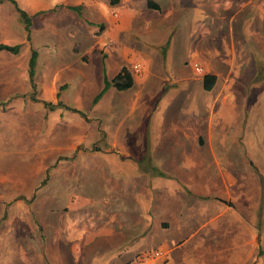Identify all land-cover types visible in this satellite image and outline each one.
<instances>
[{"label": "rangeland", "instance_id": "obj_1", "mask_svg": "<svg viewBox=\"0 0 264 264\" xmlns=\"http://www.w3.org/2000/svg\"><path fill=\"white\" fill-rule=\"evenodd\" d=\"M16 1L31 16L32 25L28 40L14 5L0 0V43L20 45L15 55L0 51V179L5 188L17 182L20 195L0 198V210L4 203V224H19L17 231L11 225L6 228L7 243L17 238L21 245L13 252L0 248V264H59V254L51 257L50 252L58 249L56 240L67 234L59 246L62 264H78L63 242L76 238L74 228H69L77 219L75 210H92L93 190L104 186L92 182L90 167L86 170L82 162L91 164L98 148L103 156L111 152L108 134L124 125L128 115L124 97L131 94L111 89L93 104L102 87L103 70L106 67L109 75L111 59L123 57L138 75L132 64L140 61L142 71L156 76L150 78L147 92L158 98L171 90L179 74V94L184 93L185 100L184 80L194 78L200 90L202 76L208 72L193 48L220 45L225 49L230 36L239 37V0H154L158 10L148 8L145 0ZM69 6H78L79 13ZM204 25L209 29L204 30ZM33 50L39 101L30 97L28 61ZM183 56L186 60L180 63L179 72L163 69L162 64ZM196 61L203 73L195 78L190 63ZM254 66L259 68L224 72L214 90L204 92L212 97L228 89L241 97L239 112L224 117L239 125L235 138L243 144L239 150L243 178L239 208L243 210H254L257 199H261L259 210H264V125L259 129L254 125L258 115L260 119L264 115V64ZM227 74L234 81L225 87ZM42 100H60L85 112V117L59 107L49 109ZM257 225L262 229L264 220L260 218Z\"/></svg>", "mask_w": 264, "mask_h": 264}, {"label": "crops", "instance_id": "obj_2", "mask_svg": "<svg viewBox=\"0 0 264 264\" xmlns=\"http://www.w3.org/2000/svg\"><path fill=\"white\" fill-rule=\"evenodd\" d=\"M208 29L204 25V30ZM225 45V49L220 45L203 50L193 48L195 57L205 64L206 74L216 79L210 90H205L203 78L200 90L194 78L184 80L188 91L185 100L184 93L179 94V74L175 75L171 90L158 98L147 92L150 78L156 76L150 77L147 70L135 75L127 67L134 83L124 89L131 91L124 97L126 121L109 132L111 152L107 156L98 148L91 164L82 162L86 170L90 167L92 182L104 186L93 190L92 210H75L77 219L72 220L73 226L69 228H74L76 238L63 242L73 261L78 264H264V227L257 225L260 218L264 220V210H259L261 199L254 203V210L239 208L243 196L239 150L243 144L235 138L238 132L234 129L239 125L224 117L239 112L241 97L228 89L223 95L204 96V92L214 90L224 72L256 70L259 66L255 64H264V0H239V37L230 36ZM185 60L184 56L178 61L173 57L171 64H162L163 69L177 68V73ZM109 64V75L105 67L103 80L111 79L121 66H126L123 57L111 59ZM190 65L192 77H199L193 62ZM227 77L225 87L234 81L230 75ZM111 89L115 88H108L102 96ZM216 103L221 105L215 106ZM253 114L256 116L255 111ZM259 119L258 115L254 123L258 129L264 125V115ZM4 184V179H0L1 199L20 195L17 182L6 188ZM1 206L0 248L3 252L8 248H12L11 252L19 251L21 243L17 238H11V243L6 239V228L11 225L12 231H17L19 224H4L1 219L6 210L4 203ZM64 218L67 222V215ZM65 236L68 234L56 240L58 249L50 252L51 257L59 254V264H62L59 246ZM153 250H161L163 255L143 257Z\"/></svg>", "mask_w": 264, "mask_h": 264}, {"label": "trees", "instance_id": "obj_3", "mask_svg": "<svg viewBox=\"0 0 264 264\" xmlns=\"http://www.w3.org/2000/svg\"><path fill=\"white\" fill-rule=\"evenodd\" d=\"M11 3L14 5L16 12L19 15V18L21 20V22L24 25V29L26 32V38L29 40L30 39V33H31V25H32V20H31V16L27 13V11H25L24 9H22L16 0H10ZM147 6L149 8L152 9H158L159 5L154 1V0H146ZM70 9L76 11L77 13H79V7L78 6H69ZM101 29V28H100ZM0 50L3 51H7L9 53L12 54H17L20 50V45L18 44H4V43H0ZM36 59H37V54L36 51H32L29 57V61H28V76H29V81H30V85H31V89H32V93L30 95L31 99L33 101H39V99L36 97L37 94V90H36V84L34 82V75H35V65H36ZM215 79L216 77L214 75L211 74H205L203 76V86L205 88V90H210L212 89L214 83H215ZM134 80H133V76L132 73L130 72V70L127 68V66L123 65L121 66L120 70L111 78L108 79L106 77H104L103 80V86L100 89V91L96 94V96L93 98V103H96L100 97L108 90V88L113 87L117 90H124V89H128L130 87L133 86ZM59 94V92L57 93V95ZM43 103V105L49 109H55V108H63L65 110H69V111H73L76 112L78 114H80L81 116L85 117V112H83L82 110L76 109L72 106L66 105L64 103H62L61 101H58L56 103H53L51 101H41ZM47 177L44 179L43 183L44 184L46 182Z\"/></svg>", "mask_w": 264, "mask_h": 264}, {"label": "built area", "instance_id": "obj_4", "mask_svg": "<svg viewBox=\"0 0 264 264\" xmlns=\"http://www.w3.org/2000/svg\"><path fill=\"white\" fill-rule=\"evenodd\" d=\"M133 69L136 71L137 74H140L142 71V63L140 61H134L132 64ZM193 69L196 73L201 74L203 73V66L198 63L197 61L193 63ZM163 252L161 250H153L143 255V257L152 256V257H161Z\"/></svg>", "mask_w": 264, "mask_h": 264}]
</instances>
